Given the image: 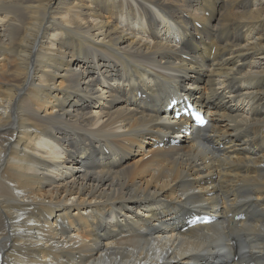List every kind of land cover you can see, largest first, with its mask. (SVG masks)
<instances>
[{
  "label": "bare ground",
  "instance_id": "6f19581e",
  "mask_svg": "<svg viewBox=\"0 0 264 264\" xmlns=\"http://www.w3.org/2000/svg\"><path fill=\"white\" fill-rule=\"evenodd\" d=\"M263 128L264 0H0V264H264Z\"/></svg>",
  "mask_w": 264,
  "mask_h": 264
},
{
  "label": "rangeland",
  "instance_id": "374dc122",
  "mask_svg": "<svg viewBox=\"0 0 264 264\" xmlns=\"http://www.w3.org/2000/svg\"><path fill=\"white\" fill-rule=\"evenodd\" d=\"M96 101H100V100L97 99ZM102 104H103V103H101V105H102Z\"/></svg>",
  "mask_w": 264,
  "mask_h": 264
}]
</instances>
